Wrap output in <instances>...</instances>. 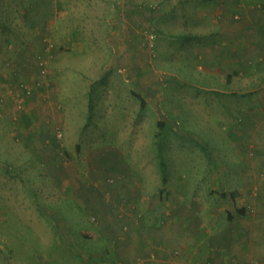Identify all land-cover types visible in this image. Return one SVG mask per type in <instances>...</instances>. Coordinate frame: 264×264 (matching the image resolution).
<instances>
[{"label":"crops","instance_id":"0c3cea01","mask_svg":"<svg viewBox=\"0 0 264 264\" xmlns=\"http://www.w3.org/2000/svg\"><path fill=\"white\" fill-rule=\"evenodd\" d=\"M164 3L157 12L137 7V12L132 13V29L126 32L120 28L118 40L109 41L107 56L101 64H97V59L81 61L76 53H61L59 98L63 94L61 88L67 74L65 68L70 65L69 57L75 60V67L73 64L70 67L72 73L83 77V71L87 72L88 88L82 93L90 97L89 127L97 119L104 120L105 128L112 127L115 119L114 123L120 127L127 126L122 121L123 115L113 114L114 86L118 82L122 87L133 82L129 91L135 94L141 80L149 79L147 75H175L178 79L179 74L173 72L175 63L177 70L194 71L197 75H210L207 80L218 77L228 82L230 90L225 92L227 100L221 104L224 114L220 117L226 121L225 127L231 126L235 154L245 163L241 175L246 181L237 191L226 185L230 173L224 165L208 174L209 188L199 192L202 199L195 195L191 203L183 198L185 188L174 186L169 172L164 170L160 177L155 175V182L160 181L154 191L148 188L144 170L123 163L118 153L124 151L115 147L100 150L94 140H89L85 142H94L87 150L78 137L70 141L64 136L58 144L52 142L51 130L64 128L65 131L68 124V114L61 109L62 101L59 111L48 100V93L46 97L38 93L22 103V92L17 88L19 79H33L37 75V59L44 48L41 40L12 50L9 65L0 62V94L6 97L5 103L0 104V127L7 128L12 144L23 143L34 152V161H41L46 168L41 175L55 180L58 176L67 186L77 187H82L83 175L92 177L83 183L89 193L86 199L77 200L88 209L92 206L98 220L95 229L80 231L84 242L77 241V231H72L68 223L76 216L70 214L71 219L65 222L67 229L64 228L63 235L56 236L60 244L63 240L74 245L64 249L71 250L81 264H264V200L257 193L264 188L261 180L264 175V0H170L168 3L166 0ZM145 29L156 35L155 51L145 36L138 33ZM167 61L172 65L171 71ZM238 80H247L249 94H257L254 104L247 106L245 116L243 112L241 115L233 112L236 101L232 99L244 91L242 86H237ZM206 87L212 86L207 82ZM123 99L124 95L121 103ZM148 100L143 98L144 104ZM212 112L208 108V114ZM211 126L216 128L214 123ZM0 133L4 136L5 130ZM254 148L255 158L249 154V149ZM97 165L107 170L108 175L96 173ZM14 175L21 178L20 174L11 173ZM20 182L19 186L23 184ZM220 185L225 191L222 194ZM15 189L11 192L18 197L28 193L26 188ZM3 198L1 195V201ZM25 207L30 219L36 218L34 212L39 209L29 199ZM62 214L42 210L47 229L57 215L62 220L56 221L63 224ZM92 240H97V244H89Z\"/></svg>","mask_w":264,"mask_h":264},{"label":"rangeland","instance_id":"374dc122","mask_svg":"<svg viewBox=\"0 0 264 264\" xmlns=\"http://www.w3.org/2000/svg\"><path fill=\"white\" fill-rule=\"evenodd\" d=\"M165 1L0 0V62L9 65L12 50L41 40L44 48L37 59V75L33 79H19L17 88L22 92L20 102L32 99L38 93L46 97L48 93V100L58 110L62 101V112L68 114V128L66 127L65 131L64 128L59 131L58 128L52 129L51 141L58 144L64 136L65 140L70 141L78 137L84 142L83 148L87 150H90L94 141L100 150L115 147L121 152L124 151V154L118 153V158L123 163L134 166L138 171L140 168L144 170L148 188L154 191L160 181L158 179L155 182V175L160 177L164 170V173L169 172L174 186H178L179 189L185 188L187 192L183 198L192 203L195 195H200L199 198L202 199V193L210 185L208 174L221 166L227 165L229 168L230 176L226 178V185L230 189L237 191L246 181L241 175L245 163L235 154L231 126L225 127L226 121L220 117L224 114L221 104L227 100L225 92L230 90L228 82L221 81L218 77L207 80L206 77L210 78V75H197L198 73L194 71L177 70L175 63L173 72L179 74L176 75L178 79H175V75H147L149 79L141 80L140 88L135 94L129 91L133 82L124 87L118 82L114 86V97L111 99L114 103L113 114L115 117V113L123 115L122 121L126 122L127 126L120 127L114 123L115 119L112 121L114 124L112 127L105 128L104 120L97 119L94 121L95 124L92 123L89 127L90 97L82 93L88 88L87 72L83 71L81 74L83 77L72 73L70 67L75 60L72 61V57H69L67 60L70 65L65 68L67 76L64 75L61 88L63 94L61 93L59 98L58 62L61 53L67 52L70 55L76 53L81 61L94 62L97 59V64H101L107 56L109 41L114 43L115 39L118 40L120 28L126 32L132 29V13L137 12V7L157 12L161 10ZM169 1L167 0V3ZM48 11L51 12L50 15ZM138 33L141 37L145 36L148 41H154L150 40L151 36L155 35L153 31L145 29L144 32L140 30ZM152 50L155 51V48ZM73 66L75 67L74 64ZM171 66L167 61L169 71ZM43 69L46 70L45 74L42 73ZM34 70L36 71V67ZM12 74L16 75L15 72ZM125 76L119 75L122 78ZM207 82L212 87L207 88ZM24 85L31 88L32 95L26 93ZM237 86H242L244 91L242 95L232 99L236 101L233 112L235 115H241L243 112L242 116H245L247 106L251 107L254 104L257 94H249L247 80H240ZM123 95L121 103L120 98ZM143 98L149 99L148 103L144 104ZM5 101L6 97L0 94V104ZM208 108L213 110L210 115ZM233 112L231 117H234ZM134 121L138 122L136 127ZM213 123L216 124V128L211 126ZM2 129L5 130V135L0 133V145L3 143L0 152V161L3 163L0 165V264H81L78 258L72 256L71 250L64 249V247L71 249L74 245L62 240L64 245L62 248V243L60 244L56 236L63 235L64 228L67 229L65 222L71 219L70 214L71 217L76 216L68 223L72 231H77L75 234L77 241L84 242L80 231L85 233L95 229L98 220L91 210L92 206L88 209L77 200L86 199L89 193L83 183L91 181L92 177L88 174L83 175L82 187H77L67 186L58 176L55 180L53 177L41 175L46 168L41 161H34V152L23 143L16 146L12 144L10 141L12 137L7 134V128L0 127V130ZM60 131L63 132L61 139L58 137ZM89 140L94 141L85 142ZM121 147H125L126 150L120 149ZM110 152L113 151H108ZM249 154L255 158L257 150L249 149ZM82 168L87 171L86 166ZM97 168L96 173L108 175V171L103 167L99 168L97 165ZM14 172L20 174L21 178L11 176V173L15 174ZM20 180L23 182L21 186ZM261 180L264 183V175ZM16 186L19 189L26 188L28 193L21 192L23 196H16L17 194L11 192L16 190ZM219 187L220 194L224 193L222 186ZM263 189H257V193L264 200ZM1 195L4 196L3 201ZM27 199L39 209L37 211L40 216L35 211L36 218L30 219L28 209L25 207ZM42 210L64 213L63 224L56 221L62 220L57 215L49 226L52 231L50 228L47 229ZM89 244L94 246L97 240H92Z\"/></svg>","mask_w":264,"mask_h":264},{"label":"built area","instance_id":"2783aa9c","mask_svg":"<svg viewBox=\"0 0 264 264\" xmlns=\"http://www.w3.org/2000/svg\"><path fill=\"white\" fill-rule=\"evenodd\" d=\"M155 39H156V35H152L150 40H154V41H155ZM154 41H152V42L149 41V42H150V47H151L152 49L154 48V43H155ZM42 73L45 74V73H46V70L43 69ZM23 87H24V89H25V91H26V93H27L28 95H32V94H33L32 90H31V88H30L29 86L24 85ZM58 137H59L60 139L63 138V132H62V131L58 132Z\"/></svg>","mask_w":264,"mask_h":264}]
</instances>
